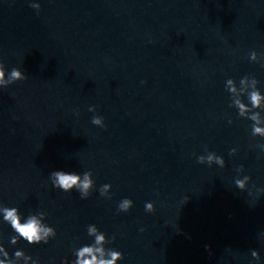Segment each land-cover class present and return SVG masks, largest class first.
Masks as SVG:
<instances>
[{
	"label": "clouds",
	"instance_id": "obj_1",
	"mask_svg": "<svg viewBox=\"0 0 264 264\" xmlns=\"http://www.w3.org/2000/svg\"><path fill=\"white\" fill-rule=\"evenodd\" d=\"M33 7H39V5H30ZM252 58H255V51L252 53ZM5 74L3 71L2 65H0V88L8 87L9 85L17 82L26 80L28 77L25 72L21 70H17L13 68L10 74L9 80H5ZM231 84V80L229 81ZM234 90V89H233ZM264 98L260 95L259 92H252L250 99L253 106H259L261 99ZM239 103V102H237ZM241 110L244 109L243 104H239ZM255 119V117H254ZM93 124H101V120L99 118L93 117L92 119ZM254 132L264 135V129L259 127L254 128ZM236 152V149L233 148L230 151V155ZM198 163L205 164V157L199 156L197 158ZM215 161L216 164L220 165V167L225 166V160L219 155L209 154L207 156V163L209 166L212 165V162ZM243 166L240 167L238 170H242ZM54 177L53 180V187L60 189L64 192H71L73 189L81 192V198L87 199L91 192L89 191L93 186V181L89 179V174L84 173V179L81 180V175L76 172H66L63 170L53 171L50 174ZM251 177L244 176L243 179H236L235 185L240 190H245L246 182L250 181ZM111 187L110 184H104L101 189V196H103L104 192ZM264 191V190H260ZM251 194V193H250ZM186 198V202H187ZM185 202V203H186ZM133 207V201L129 198H124L118 205V212H128ZM145 210L147 212H154L155 207L154 204L148 202L145 204ZM4 211V219L10 223L11 228L19 234L21 238H23L29 244H40V243H48L49 236H56L55 229L51 227H43L39 220L36 219L35 216H29L24 223H21L20 216L18 215V211L15 207L13 208H5ZM143 231V229H141ZM89 235H93L97 233L96 227L89 225L88 227ZM104 241L103 234L95 235V244L98 245ZM257 251L253 250L251 252V256H256ZM17 256L20 255L19 252L15 253ZM99 254V258L98 255ZM104 252L102 248L95 247L93 245L85 244L81 246L78 251L76 252V259L72 262V264H116V262L123 259V253L117 250H112L109 252L108 259L103 258ZM0 264H5L4 261L0 260Z\"/></svg>",
	"mask_w": 264,
	"mask_h": 264
}]
</instances>
